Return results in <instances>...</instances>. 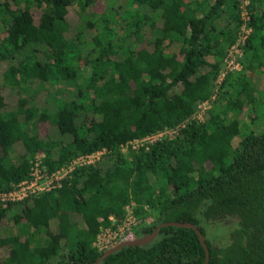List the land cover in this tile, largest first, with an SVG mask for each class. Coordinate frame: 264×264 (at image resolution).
<instances>
[{
  "label": "trees",
  "instance_id": "obj_1",
  "mask_svg": "<svg viewBox=\"0 0 264 264\" xmlns=\"http://www.w3.org/2000/svg\"><path fill=\"white\" fill-rule=\"evenodd\" d=\"M245 1L0 0V192L37 158L52 174L104 152L60 189L0 204V264H93L129 207L134 237L188 223L208 264H264V0ZM244 25L242 70L217 86ZM204 261L193 230L164 227L99 264Z\"/></svg>",
  "mask_w": 264,
  "mask_h": 264
},
{
  "label": "built area",
  "instance_id": "obj_2",
  "mask_svg": "<svg viewBox=\"0 0 264 264\" xmlns=\"http://www.w3.org/2000/svg\"><path fill=\"white\" fill-rule=\"evenodd\" d=\"M242 8L247 6L245 0H241ZM244 21H247V14L245 11L242 13ZM251 33V29L244 25L241 28L236 43L230 48L225 60L224 69L221 71L215 84L219 86L228 73L240 72L242 70L243 59V47L248 36ZM215 95L211 97L213 101ZM210 108L208 102L202 104L198 108V113L192 118L193 120L202 121V116ZM201 119V120H200ZM183 128V125L173 129L158 132L155 135L146 137L144 139L135 140L121 147L123 153L124 150H138L141 148L148 149L149 146L161 142L165 139L172 140L178 134L179 130ZM104 152H97L91 155H79L71 162L60 167L52 174H48L41 166V158H37L31 168L30 177L28 180L21 182L13 190L9 192H0V204H15L20 203L31 196H36L42 193L58 190L62 187L63 182L70 178L71 174L78 168H84L94 166L100 160ZM113 224L115 223L112 220ZM141 225V222L134 217L124 219L120 224L116 226V229L103 230L97 237L95 247L103 252L113 248L114 246L133 238V230Z\"/></svg>",
  "mask_w": 264,
  "mask_h": 264
},
{
  "label": "water",
  "instance_id": "obj_3",
  "mask_svg": "<svg viewBox=\"0 0 264 264\" xmlns=\"http://www.w3.org/2000/svg\"><path fill=\"white\" fill-rule=\"evenodd\" d=\"M164 227L189 228V229L193 230L196 233L201 245L203 246V248L205 250V261L203 264H208L209 252H208V249L205 245V240H204L203 236L201 235V233L198 231V229L195 226H193L192 224H188V223H165V224H161L157 228H155L153 230V232L149 235H145V236L140 237V238H137V237L130 238V239L114 246L113 248H110L109 250L104 251L102 253V255L93 264H99L106 257H108L109 255L113 254L114 252L120 250L123 247H126V246H146V245L150 244L157 237L158 231Z\"/></svg>",
  "mask_w": 264,
  "mask_h": 264
},
{
  "label": "rangeland",
  "instance_id": "obj_4",
  "mask_svg": "<svg viewBox=\"0 0 264 264\" xmlns=\"http://www.w3.org/2000/svg\"><path fill=\"white\" fill-rule=\"evenodd\" d=\"M75 10L77 11V8H76V7H75ZM87 34H88V33H86L85 36L88 37L89 35H87ZM54 89H55V88H54ZM57 89H59V92L61 93V92L65 89V85L60 84V85H59V88H57ZM67 89H68V88H67ZM69 89H72V87L70 86ZM52 90H53V89H52ZM56 92H57V91H56ZM60 93H57V95H59ZM23 95H24V96H25V95L28 96L27 93H24ZM262 98H263V102H264V93H263V95H262ZM202 119H203V116H202ZM200 120H201V119H200ZM242 124H249V119L244 120V122H242ZM263 126H264V123H263ZM263 126H260L259 128H261V127H263ZM259 128H258V129H259ZM27 130H28V132L31 133V134L35 133V131L37 130V125H36V123H35V124H34V123H33V124H29ZM123 153H127L126 150H124ZM14 210L18 211L19 208L15 207ZM131 217H133V215H132V208L129 207V208L126 209L125 219L127 220L128 218H131Z\"/></svg>",
  "mask_w": 264,
  "mask_h": 264
}]
</instances>
